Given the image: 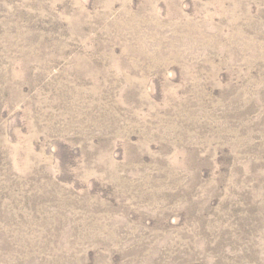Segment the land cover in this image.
I'll return each mask as SVG.
<instances>
[{"label":"rangeland","instance_id":"obj_1","mask_svg":"<svg viewBox=\"0 0 264 264\" xmlns=\"http://www.w3.org/2000/svg\"><path fill=\"white\" fill-rule=\"evenodd\" d=\"M0 264H264V0H0Z\"/></svg>","mask_w":264,"mask_h":264}]
</instances>
